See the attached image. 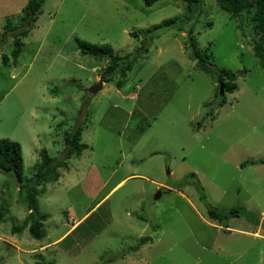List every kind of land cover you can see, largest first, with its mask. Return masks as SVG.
Instances as JSON below:
<instances>
[{
	"label": "rangeland",
	"instance_id": "374dc122",
	"mask_svg": "<svg viewBox=\"0 0 264 264\" xmlns=\"http://www.w3.org/2000/svg\"><path fill=\"white\" fill-rule=\"evenodd\" d=\"M28 2L0 0V139L21 144L25 178L43 149L62 160L65 137L79 126L87 147L40 188L42 239L28 229L14 234L29 213L27 191L0 171V264H264V164L242 167L264 159V70L252 15L235 19L203 0L185 32L177 24L134 37L183 18L188 3L45 0L26 24L17 63L4 65ZM77 39L138 56L123 88L120 73L105 71L108 60L82 54ZM210 44L213 70L238 74L222 105L216 78L185 47ZM208 204L242 215L214 220Z\"/></svg>",
	"mask_w": 264,
	"mask_h": 264
},
{
	"label": "trees",
	"instance_id": "16d2710c",
	"mask_svg": "<svg viewBox=\"0 0 264 264\" xmlns=\"http://www.w3.org/2000/svg\"><path fill=\"white\" fill-rule=\"evenodd\" d=\"M161 0H144V5L146 7L153 6L156 2ZM188 3L187 14L185 16L168 19L163 21L161 24L150 29L148 31L134 33V37H139V34L149 35L160 28H167L181 24L178 28L179 32H185V26L188 24L192 16L194 15L196 9L195 6L198 5L203 0H183ZM220 9L229 12L233 18L239 19L244 13L252 15L250 19V25L253 27L254 31L258 35V39L255 41L253 46L254 55L260 60L261 67L264 70V0H215ZM45 0H29L27 7L23 10L24 16L21 17V28L20 32L15 33L16 37L13 40V50L11 55H3L2 62L4 65H9L11 60L17 63L22 51H23V41L21 40L28 35V30H26V24L33 23L37 20L39 14L41 13L42 5ZM198 7V6H196ZM252 9L254 12L252 14ZM11 21V20H10ZM8 21L6 24V29L9 30L11 27V22ZM244 26L238 24V28L241 29ZM193 27L188 29L190 35V40L193 42ZM78 50L84 55H90L95 59L100 61L107 59L108 67L106 68L107 74L120 73V80L116 83V86L121 89L125 86L127 80V74L133 69V66L137 60L138 56L128 54L122 56L115 52L112 46L108 44H92L80 39H77ZM189 44V40L186 45ZM187 50L190 51V58L196 61L197 67L206 73L213 74L216 78L219 87L223 84L226 93H234L238 90L239 86L237 84L238 74L230 70L222 69L219 72L213 70V66L209 63L210 58V48L212 44L208 46L205 51H200L191 46H194V42L191 46H186ZM192 49V50H191ZM246 71L242 72L245 74ZM112 78H106L102 80L103 82H112ZM225 93V94H226ZM220 96V95H219ZM226 101V95L222 96V104ZM63 124L59 125L61 128ZM201 127V125H200ZM83 127H77L73 132L67 134L65 137L66 150L62 160L57 161L55 158L50 156L46 149H43L39 155L41 157L40 164L37 167L35 175L32 178H25L22 174L24 168L23 151L22 146L18 142L9 139H0V171L7 174H13L18 183L21 185V190L27 191V200L29 202V213L21 225L15 226L13 231L14 234L21 233L25 229H28L32 237L35 239H42L46 236V231L44 229V222L46 221L45 215H40L38 211V196L40 194V188L49 184L56 183L61 177L59 169H66L67 164L65 161L70 160L73 156L79 157L82 155L83 151L87 147L86 144L82 143V132ZM264 164V159L259 161H246L242 164V167L252 164ZM194 176V174H192ZM202 199L206 200V196L202 195ZM208 215L211 219H219L220 221H226L233 217H239L242 215V208H232L230 210L219 209L213 207L212 205H207ZM2 210H0V217L3 215ZM4 216V215H3ZM147 240L143 239L142 244ZM138 247V246H137ZM136 247V248H137ZM38 264H55L54 262H39Z\"/></svg>",
	"mask_w": 264,
	"mask_h": 264
},
{
	"label": "water",
	"instance_id": "95a60500",
	"mask_svg": "<svg viewBox=\"0 0 264 264\" xmlns=\"http://www.w3.org/2000/svg\"><path fill=\"white\" fill-rule=\"evenodd\" d=\"M220 88H221V90H220V94L221 95H224V87H223V84H221L220 85ZM103 89V83H99L98 85H95V86H93L91 89H90V92L92 93V94H97L99 91H101ZM168 174H170V171L168 170ZM161 191H159L158 192V194H157V196L155 197L156 199H158V198H160V196H161Z\"/></svg>",
	"mask_w": 264,
	"mask_h": 264
},
{
	"label": "crops",
	"instance_id": "0c3cea01",
	"mask_svg": "<svg viewBox=\"0 0 264 264\" xmlns=\"http://www.w3.org/2000/svg\"><path fill=\"white\" fill-rule=\"evenodd\" d=\"M80 222L81 220L78 221L63 237H65L68 233H70ZM63 237H61L60 240L63 239Z\"/></svg>",
	"mask_w": 264,
	"mask_h": 264
},
{
	"label": "flooded vegetation",
	"instance_id": "af4514ba",
	"mask_svg": "<svg viewBox=\"0 0 264 264\" xmlns=\"http://www.w3.org/2000/svg\"><path fill=\"white\" fill-rule=\"evenodd\" d=\"M160 191H161L162 194L167 192L165 189L164 190L162 189Z\"/></svg>",
	"mask_w": 264,
	"mask_h": 264
}]
</instances>
